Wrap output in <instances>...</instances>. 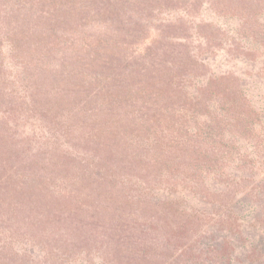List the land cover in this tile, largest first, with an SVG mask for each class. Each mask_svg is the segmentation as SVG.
I'll list each match as a JSON object with an SVG mask.
<instances>
[{
  "label": "trees",
  "instance_id": "obj_1",
  "mask_svg": "<svg viewBox=\"0 0 264 264\" xmlns=\"http://www.w3.org/2000/svg\"><path fill=\"white\" fill-rule=\"evenodd\" d=\"M0 264H264V0H0Z\"/></svg>",
  "mask_w": 264,
  "mask_h": 264
},
{
  "label": "rangeland",
  "instance_id": "obj_2",
  "mask_svg": "<svg viewBox=\"0 0 264 264\" xmlns=\"http://www.w3.org/2000/svg\"><path fill=\"white\" fill-rule=\"evenodd\" d=\"M215 64H217V67H220V68H222V69H223V68L225 67V65H226V64L224 63V60H219V59L216 61Z\"/></svg>",
  "mask_w": 264,
  "mask_h": 264
}]
</instances>
